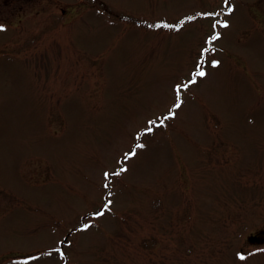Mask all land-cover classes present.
Listing matches in <instances>:
<instances>
[{
	"label": "rangeland",
	"instance_id": "374dc122",
	"mask_svg": "<svg viewBox=\"0 0 264 264\" xmlns=\"http://www.w3.org/2000/svg\"><path fill=\"white\" fill-rule=\"evenodd\" d=\"M0 25V264H264V0H0Z\"/></svg>",
	"mask_w": 264,
	"mask_h": 264
},
{
	"label": "snow or ice",
	"instance_id": "6c2138e0",
	"mask_svg": "<svg viewBox=\"0 0 264 264\" xmlns=\"http://www.w3.org/2000/svg\"><path fill=\"white\" fill-rule=\"evenodd\" d=\"M225 3L230 5V0H225ZM227 11H228V13H232L234 11V8L232 6H229L228 9H227ZM204 15H212V14L211 13H205ZM187 19L188 20H192L194 18L193 17H188ZM217 24H219V25H221L222 27H225V28L229 26L227 21L221 22V21L217 20L216 21V24H214L213 27L215 28ZM149 26L150 27H156V28L165 27V28L177 29L178 30L182 26V23L181 24H176V25H170V24H163V25H161V24H156V25H149ZM0 30H3V26L2 25H0ZM219 38H220V33L219 32H215L212 36L209 37V40L210 41H216ZM208 51H210L209 48H205V49L202 50L201 59H203V53L208 52ZM219 63L220 62L217 61V60H213L212 61V65L214 67L215 66H218ZM204 76H206V72L202 70V64H198L197 65V70L194 73L193 78L190 81V83H195L196 82V77H204ZM180 87H181V85H177L176 86L178 92H179ZM183 87L184 88H187L188 87V84L183 85ZM181 103H182L181 98L178 95L177 96V103L174 105V109L180 108L181 107ZM174 115H175L174 110H170L168 116L165 117L164 119H169V118L173 117ZM164 119H161L159 121V125H157V122L155 120L149 121L148 123H149L150 126L147 127V128H145L143 133L138 134L137 139H139V136H142V135H144L146 133H151L153 131V127L152 126H162L164 124ZM143 147H144L143 144L137 143L135 145V147L130 152H128V153L125 154V159H128V158L136 155V149L143 148ZM125 171H127V168L126 167H121L118 172H115V173L105 172L104 175H105V178L107 180L111 175H120L121 173H123ZM107 186L108 185L106 184L105 187H107ZM109 195H111V193H109ZM110 204H111V200H109L107 202V204H105V208H107L108 205H110ZM103 214H104L103 211H99V212L95 213L96 216H102ZM88 227H89V225H87V224L84 225V228L85 229H87ZM56 251L59 252L60 250L59 249H56ZM61 255H63V253H61ZM240 259H244V257L243 256H240Z\"/></svg>",
	"mask_w": 264,
	"mask_h": 264
},
{
	"label": "water",
	"instance_id": "95a60500",
	"mask_svg": "<svg viewBox=\"0 0 264 264\" xmlns=\"http://www.w3.org/2000/svg\"><path fill=\"white\" fill-rule=\"evenodd\" d=\"M256 236L258 237V238H260V239H264V230H262V231H259L257 234H256Z\"/></svg>",
	"mask_w": 264,
	"mask_h": 264
},
{
	"label": "flooded vegetation",
	"instance_id": "af4514ba",
	"mask_svg": "<svg viewBox=\"0 0 264 264\" xmlns=\"http://www.w3.org/2000/svg\"><path fill=\"white\" fill-rule=\"evenodd\" d=\"M256 233H257V231L254 232V234L251 237L253 238L254 241H261L257 236H255Z\"/></svg>",
	"mask_w": 264,
	"mask_h": 264
},
{
	"label": "trees",
	"instance_id": "16d2710c",
	"mask_svg": "<svg viewBox=\"0 0 264 264\" xmlns=\"http://www.w3.org/2000/svg\"><path fill=\"white\" fill-rule=\"evenodd\" d=\"M183 21H184V19L181 20V22H183Z\"/></svg>",
	"mask_w": 264,
	"mask_h": 264
}]
</instances>
